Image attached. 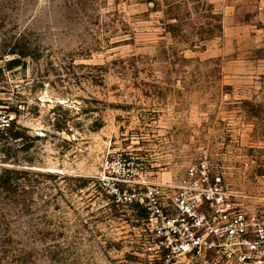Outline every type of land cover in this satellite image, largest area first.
Here are the masks:
<instances>
[{
    "label": "rangeland",
    "instance_id": "1",
    "mask_svg": "<svg viewBox=\"0 0 264 264\" xmlns=\"http://www.w3.org/2000/svg\"><path fill=\"white\" fill-rule=\"evenodd\" d=\"M180 1L0 0V264L181 259L142 198L203 159L264 219V0Z\"/></svg>",
    "mask_w": 264,
    "mask_h": 264
},
{
    "label": "built area",
    "instance_id": "2",
    "mask_svg": "<svg viewBox=\"0 0 264 264\" xmlns=\"http://www.w3.org/2000/svg\"><path fill=\"white\" fill-rule=\"evenodd\" d=\"M175 187L142 198L168 263L171 256L182 257L171 264H182L214 254L218 264H264V219L235 201L232 183L213 173L206 159L190 165Z\"/></svg>",
    "mask_w": 264,
    "mask_h": 264
},
{
    "label": "trees",
    "instance_id": "3",
    "mask_svg": "<svg viewBox=\"0 0 264 264\" xmlns=\"http://www.w3.org/2000/svg\"><path fill=\"white\" fill-rule=\"evenodd\" d=\"M190 3L197 4V7H199V9L202 12H204L205 14L209 13V11L212 10V8H211L212 5L209 4L207 0H181L180 3H176V7H177L178 10H182V11H187L188 10L189 11L190 10ZM205 7H209V8H205ZM196 12H198V11H196ZM198 13L202 14L201 12H198ZM183 14H184L183 12L178 11L177 16L175 17L176 20L179 22V25L181 27H182V22L185 20V18H188V16H186V14H185V16H183ZM219 28L221 30V26ZM210 37H212L211 36V30L208 29L206 32H204V34H202L200 36V41L203 43L207 39H209ZM9 53L20 55V57H25L26 56L25 53L22 52V51H10ZM19 61H20V59L17 56H15V58L7 60V65L14 66Z\"/></svg>",
    "mask_w": 264,
    "mask_h": 264
}]
</instances>
